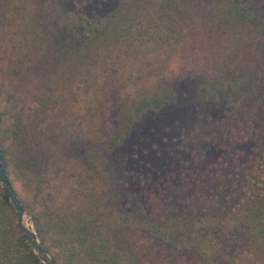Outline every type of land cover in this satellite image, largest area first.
I'll return each mask as SVG.
<instances>
[{
  "label": "trees",
  "instance_id": "1",
  "mask_svg": "<svg viewBox=\"0 0 264 264\" xmlns=\"http://www.w3.org/2000/svg\"><path fill=\"white\" fill-rule=\"evenodd\" d=\"M92 1L109 4L0 0V166L37 244L53 264H264V0ZM182 52L221 114L180 139L189 161L148 212H121L105 159L176 103ZM6 197L0 264H42Z\"/></svg>",
  "mask_w": 264,
  "mask_h": 264
},
{
  "label": "rangeland",
  "instance_id": "2",
  "mask_svg": "<svg viewBox=\"0 0 264 264\" xmlns=\"http://www.w3.org/2000/svg\"><path fill=\"white\" fill-rule=\"evenodd\" d=\"M72 1L76 16L102 11L109 4L92 0ZM172 62L173 67L176 64L178 68L166 83L177 92L176 103L157 113L134 118L129 137L105 159L106 165L124 178L117 205L121 212L136 209L148 212L147 193L151 187H161L167 182L175 184L178 170L182 169L183 162L189 161L187 154L177 149L180 139L194 121L207 116L217 118L221 114L220 109H212L198 96L196 82L204 76L203 70L190 66L187 53H176ZM218 155V149L208 151L199 162V168L212 163ZM24 218L25 223L31 225L25 214Z\"/></svg>",
  "mask_w": 264,
  "mask_h": 264
},
{
  "label": "water",
  "instance_id": "3",
  "mask_svg": "<svg viewBox=\"0 0 264 264\" xmlns=\"http://www.w3.org/2000/svg\"><path fill=\"white\" fill-rule=\"evenodd\" d=\"M0 185L7 195L6 198L9 202V204H11V206L13 207V209L15 210V212L17 214V225H18L19 229L26 236L25 239H26L27 243H29V245L31 246L33 253L36 255V257L38 258V260L42 264H53L51 259L49 258V256L37 244V242L35 240L34 233H33L32 228H31V225H28L25 223V221L23 219L24 212L20 208V205L18 204V201L15 198L16 196H15L10 184L7 182L6 176L4 175V172L1 168V166H0Z\"/></svg>",
  "mask_w": 264,
  "mask_h": 264
}]
</instances>
